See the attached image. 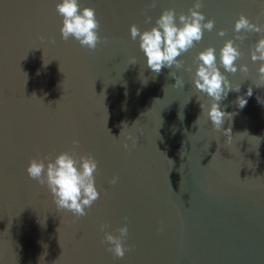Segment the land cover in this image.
I'll list each match as a JSON object with an SVG mask.
<instances>
[{
	"label": "water",
	"instance_id": "obj_1",
	"mask_svg": "<svg viewBox=\"0 0 264 264\" xmlns=\"http://www.w3.org/2000/svg\"><path fill=\"white\" fill-rule=\"evenodd\" d=\"M61 2L0 0V264H264V86L256 87L260 62L251 59L264 32H235L241 15L264 27V0H202L213 31L177 58L183 68L159 74L131 27L150 30L171 9L179 24L196 0H155V8L153 0H79L100 23L94 51L63 40ZM228 40L241 52L236 73L219 63ZM209 47L240 87L220 101L232 114L223 125L231 140L215 130L206 115L214 101L193 80ZM170 73L185 86L174 87ZM73 140L78 155L98 161L100 199L79 218L58 211L27 173L37 156L71 153ZM125 225L130 250L121 259L102 241Z\"/></svg>",
	"mask_w": 264,
	"mask_h": 264
},
{
	"label": "clouds",
	"instance_id": "obj_2",
	"mask_svg": "<svg viewBox=\"0 0 264 264\" xmlns=\"http://www.w3.org/2000/svg\"><path fill=\"white\" fill-rule=\"evenodd\" d=\"M151 7H156L155 0H153ZM202 7V0H196L194 6L189 9V15L181 14L179 16V24H177L175 10L171 9L165 10L160 18L156 20V26L150 30L141 32L138 26L132 25L131 38L133 41L139 39L140 49L147 58V67L152 72L159 74L165 67L169 69L173 66L177 69L183 68L184 63L177 58L188 52L203 39L205 29L209 32L213 31L215 21L209 20L204 23L206 18L199 11ZM56 11L63 17V27L60 31L64 41L74 38L81 47L93 51L97 48L98 44L101 43L98 34L100 23L97 20L94 8L85 7L81 11L79 0H62L61 3L56 5ZM262 15H264V12H262ZM151 19L149 16L146 23H151ZM241 31L262 33L264 27L251 23L247 17L241 15L235 24V32L239 34ZM225 34L223 30L219 32L221 37ZM41 39L43 40L44 37H41ZM236 39L243 41L246 37L237 35ZM52 43H55V40ZM240 57L241 52L238 50V46H234L233 40H228L220 51V66L229 73H236L238 69L235 62ZM251 59L253 62H260L259 78L256 82V87L259 88L264 86V38L260 39L254 46ZM197 61L198 67L193 78L195 88L214 101L210 110H207L206 115L215 130H223L224 136L231 140V127L225 130L223 125L225 118L227 117L230 120L232 114L221 110L220 101L227 98L229 91L239 92L240 87L232 88L230 82L221 73L217 64L215 48L209 47L201 52L197 57ZM135 64H137V61L132 58L129 65ZM239 70L244 73L249 71L246 65ZM187 71L191 72L192 69L189 67ZM25 75L27 77V74ZM170 76L175 79L174 87L183 88L185 86V82L181 77L176 76L174 73H170ZM246 95L247 97L253 95L251 87H249ZM247 103L248 100L245 97L237 98L236 104L240 109L246 107ZM201 107L204 108L203 105ZM128 139L133 140V146H135L137 141L131 136ZM72 144L71 153L63 152L54 161L51 157L37 156L33 158L27 168V173L32 180L37 181L41 186H46L58 211L66 210L79 218L86 216V209H90L100 199L95 177L98 171V161L91 154H77L78 140H73ZM124 148H129V145L125 143ZM118 179V177L113 178L111 183L115 185ZM107 227L109 225H102V230ZM59 228L57 229L58 232ZM118 232L119 235L105 232L102 243L110 245L107 250L112 252L115 257L123 259L126 252L130 250L126 249L124 245V240L128 236L127 225L119 228ZM56 261L54 264H56Z\"/></svg>",
	"mask_w": 264,
	"mask_h": 264
}]
</instances>
